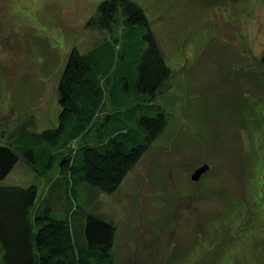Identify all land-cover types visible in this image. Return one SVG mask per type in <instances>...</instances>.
I'll list each match as a JSON object with an SVG mask.
<instances>
[{
    "label": "rangeland",
    "instance_id": "1",
    "mask_svg": "<svg viewBox=\"0 0 264 264\" xmlns=\"http://www.w3.org/2000/svg\"><path fill=\"white\" fill-rule=\"evenodd\" d=\"M102 1L0 0V144L57 126L65 61L101 42L85 25ZM133 1L173 69L156 98L170 123L87 208L115 222L116 264H264V0ZM32 178L19 161L3 184Z\"/></svg>",
    "mask_w": 264,
    "mask_h": 264
},
{
    "label": "trees",
    "instance_id": "2",
    "mask_svg": "<svg viewBox=\"0 0 264 264\" xmlns=\"http://www.w3.org/2000/svg\"><path fill=\"white\" fill-rule=\"evenodd\" d=\"M85 26L102 40L69 52L57 126L23 125L0 144V264H116V224L88 202L114 192L170 123L156 98L173 69L144 9L103 0ZM19 161L35 178L3 184Z\"/></svg>",
    "mask_w": 264,
    "mask_h": 264
},
{
    "label": "water",
    "instance_id": "3",
    "mask_svg": "<svg viewBox=\"0 0 264 264\" xmlns=\"http://www.w3.org/2000/svg\"><path fill=\"white\" fill-rule=\"evenodd\" d=\"M209 168V164H204L198 167L192 175L194 180H197L201 177V175Z\"/></svg>",
    "mask_w": 264,
    "mask_h": 264
}]
</instances>
